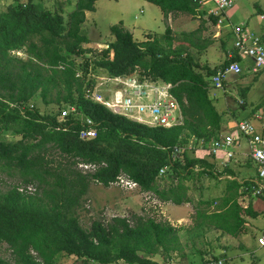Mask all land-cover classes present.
Segmentation results:
<instances>
[{"label": "trees", "instance_id": "trees-1", "mask_svg": "<svg viewBox=\"0 0 264 264\" xmlns=\"http://www.w3.org/2000/svg\"><path fill=\"white\" fill-rule=\"evenodd\" d=\"M96 1L76 0L66 16L62 15V7L50 11L32 0L10 3L0 11V135L9 132L18 137L13 142L0 140V171L16 170L22 185H35V190L40 189L44 195H30L28 187L18 185L0 192V245H7L14 264H55L61 255L74 257L82 264H157L152 257L159 251L169 256L182 250L179 232L185 228L151 217H138L132 223L125 217H114L107 223L94 221L86 230L76 210L91 183L108 187L125 175L159 202L181 206L191 203L185 183L195 175L212 179L221 176L214 173L213 163L197 157L195 150L210 149L220 137L222 115L209 97L207 79L240 58H229L231 48L227 49L223 41L224 61L213 68L201 66L189 51L174 47L170 27L161 37L146 34L145 41L137 42L122 21L110 27L113 40L106 49H85L83 45L89 39L81 27L85 12L94 11ZM144 1L157 6L163 16L204 15L194 0ZM209 19L215 26L216 18ZM182 36L199 50L208 44L197 45L186 34ZM60 65L65 67L60 69ZM90 67L111 76L131 75L137 70L142 77L170 83V93L182 116L181 125L147 127L86 99ZM78 70L83 72L80 78L76 77ZM240 90L244 96L248 89ZM37 95L47 108L45 113L32 101ZM68 106L89 118L92 126L71 115L60 117ZM90 128L95 129V137L81 139V131ZM48 148L67 156L69 165L51 169L52 160L41 153ZM175 148L182 150L174 153ZM77 165L84 172L77 170ZM163 168L166 170L160 176ZM223 172L229 177L234 175L230 168ZM163 180L167 184L161 186L158 182ZM257 181L263 190L256 197L264 200V181L258 175ZM248 184L229 180L220 201L201 202L207 208L217 204L212 212L196 211L193 226L185 229L187 236H201L203 228L231 237L244 234L246 218L264 214V209L257 212L250 202L241 205L240 199L248 195ZM207 260L217 258L209 256L200 264ZM0 264L10 263L0 257Z\"/></svg>", "mask_w": 264, "mask_h": 264}, {"label": "rangeland", "instance_id": "rangeland-1", "mask_svg": "<svg viewBox=\"0 0 264 264\" xmlns=\"http://www.w3.org/2000/svg\"><path fill=\"white\" fill-rule=\"evenodd\" d=\"M27 1L0 0V11L6 10L10 3L21 2L26 4ZM32 1L39 4L41 8L50 11H54V9L59 11L62 7L63 16L68 15L74 9L76 2V0ZM68 2L69 5H67ZM94 6V11L85 12V22L81 27L83 34L89 39V43L84 44L83 48L92 49L94 52L106 49V44L113 40L110 27L119 21H122L126 30L133 31L138 40H143L146 34H152L157 38L161 37L165 28L170 27L173 32L174 47H182L189 51L199 65L210 68L220 65L224 61L226 52L222 49L221 44L225 41L227 42V49L231 48L234 40L231 36V29L235 26L245 25L250 30H255L259 26L258 15L264 12V0H238L231 9L227 10L224 23L217 28L207 15L169 14L163 16L157 6L144 0H98ZM212 8V4H207L202 9L206 12ZM196 30L197 32L191 36L190 33ZM182 33L186 34L194 44L204 45L208 43L206 48L199 50L192 46L190 42L183 39ZM18 55L23 59L26 58L24 54L19 53ZM78 62H82V59H79ZM89 79L95 80L93 77H89ZM207 81L208 94L214 100V105L222 115L223 121L230 124L228 133L233 131L234 135L231 136L236 141L230 148L233 153V160L231 158L229 163L215 164L213 171L216 175L221 176L212 179L207 176L198 177L195 175L192 180L185 183L188 186L187 195L191 199V203L181 206L171 203L165 205L159 202L152 193L142 192L139 188L126 190L115 185V183L108 187L91 183L86 195L80 200V207L76 210L79 223L84 229L88 230L94 221L107 223L114 217H125L130 223L138 217H151L157 221H167L175 227H178L180 223V226L186 225L191 228L196 211L212 212L217 204L214 203L213 206L207 208L200 203L221 199L220 195H225L229 180L249 181L247 185L248 195L242 199L244 205L248 203L247 201L252 200V197H255L253 186L257 185V165L249 157L246 138L237 134V128L239 122L247 121L251 123L255 131L259 132L258 134L264 131V69L258 74L244 70L238 77H229L223 89H214L210 79ZM103 82L105 81L100 83ZM241 88L248 89L244 96H241ZM32 101L36 103L41 113L47 111V108L41 104L38 95ZM227 116L228 121H226ZM17 139L18 137L9 132L0 135V140L5 142H13ZM200 149L204 151H199L202 154L198 153L197 156H203L207 153V149L198 148L197 150ZM41 153L46 156L47 160H52L49 167L53 170H61L70 163L68 157L62 155L55 148H48L44 153ZM225 168L233 170V177H229L223 172ZM76 169L84 172L80 165H77ZM166 182L163 180L158 183L163 186L167 184ZM15 185L22 188L28 187V189L26 188L28 194L44 198L40 189L35 190V185H22V177L16 173V170L2 168L0 171V192H5ZM255 207L260 210L259 207ZM248 222L246 233L231 238L227 234L207 228H203L202 235L198 237H188L186 232H180L182 244L180 249L182 250L172 252L169 256H165L159 251V254L153 256L152 260L157 264H179L182 255H197L198 251L203 250L200 252L203 253L210 248L209 250L213 252L211 257L221 258L223 264H264V247L257 244V239L264 228V214L257 218H249ZM225 246L226 249L223 251ZM0 257L10 264H14V257L6 244L0 245ZM55 264H82V262L74 257L61 255ZM113 264L126 263L118 261Z\"/></svg>", "mask_w": 264, "mask_h": 264}, {"label": "built area", "instance_id": "built-area-1", "mask_svg": "<svg viewBox=\"0 0 264 264\" xmlns=\"http://www.w3.org/2000/svg\"><path fill=\"white\" fill-rule=\"evenodd\" d=\"M194 1L197 2L198 10L202 11L204 15H207L208 18H216L217 23L215 26L218 28L224 23L227 10L231 9L238 0ZM207 4H212L213 8L205 12L202 8ZM258 20L259 26L255 30H250L245 25L235 26L231 29V36L234 40L227 56L229 58L238 56L240 60L218 69L209 78L214 89H223L224 82L229 77H238L244 70L256 74L264 69V13L258 15ZM110 57H112V53ZM64 67L65 65H60L58 68L63 69ZM82 76L83 72L78 70L76 77L80 78ZM89 77H93L95 80L89 79ZM86 81H91V84L85 92V98L104 106L113 114L151 128H170L182 123L179 106L170 93L172 88L170 83L142 77L137 70L131 75L111 76L102 69L92 71L91 67L86 74ZM102 81L105 82L100 83ZM69 115L82 124L89 126L93 124L89 118L84 117L75 107L68 106L62 109L60 117L63 118ZM237 134L246 138L249 157L258 167L259 179L264 181V136L256 133L255 128L247 121L238 123ZM95 135V129L90 128L82 130L80 138L90 139ZM234 140L235 138L231 135L214 140L210 145L209 153L216 156L219 151H223L226 159L229 160L233 156L230 148ZM180 150L182 149L175 148L174 153H179ZM83 168L88 169L87 166H83ZM165 170L166 168L161 169L159 175L161 176ZM115 185L126 190L138 188L137 183L125 175H120ZM260 185L259 183L253 187L255 196L263 190V185ZM257 244L264 247V230L258 237ZM204 264H223V261L220 259L207 260Z\"/></svg>", "mask_w": 264, "mask_h": 264}, {"label": "crops", "instance_id": "crops-1", "mask_svg": "<svg viewBox=\"0 0 264 264\" xmlns=\"http://www.w3.org/2000/svg\"><path fill=\"white\" fill-rule=\"evenodd\" d=\"M87 13V12H86ZM131 34H132V36H133V38H134V40L135 41H137V42H140V41H145L146 40V37L143 39V40H138L135 36H134V32L133 31H130V30H128ZM225 84H226V81L224 82V86H225ZM208 93H209V91H208ZM210 97V96H209ZM213 100V99H212ZM213 104H214V100H213ZM251 114H253V112H251ZM252 116V115H251ZM255 116V115H254ZM226 121H228V116H227V120ZM230 127V124H228V123H225L224 121H223V118H222V122H221V129H220V132H219V134H220V137L219 138H224V137H227V136H229V135H234L233 134V131L231 132V133H228L230 130H228V128ZM256 132H257V130H256ZM257 133H259V132H257ZM260 135H263L264 136V131L263 132H261L260 133ZM236 141L234 140V142H233V144L235 143ZM201 148V147H200ZM209 148H210V146H209ZM198 149V148H197ZM196 149V152H195V154H196V156H197V154L199 153V151H204V150H197ZM203 149V148H202ZM224 153L225 152H223V151H220L218 154H217V156H213V155H210V153H209V149H207V153L205 154V155H203V156H197V157H199V158H206L208 161H210V163H213V165H214V169H215V164H217V165H221V164H224V163H229V160L231 159V160H233V156L229 159V160H227L226 159V156H224ZM199 154H202V153H199ZM220 154H223V155H220ZM220 155V156H219ZM213 156V158H211ZM222 158V159H221ZM234 162H236V161H234ZM257 175H258V167H257ZM257 175H256V178H257ZM258 181H256V183H257ZM258 184V183H257ZM227 186V185H226ZM254 187V186H253ZM262 193V192H261ZM253 195V194H252ZM221 197H223L224 196V194H222V195H220ZM254 196V195H253ZM244 197L245 196H243L240 200H241V205L242 206H246L249 202L251 203V205L253 206V208H254V210H256L257 212H261V211H263V209H264V200L263 199H261V198H258V197H252L253 199L252 200H250V201H247L248 203H245V205H244V202H242V199H244ZM253 200H255L254 202H251V201H253ZM163 204H165V203H163ZM165 205H167V204H165ZM255 206H257V207H259V209L260 210H258ZM248 219L249 218H246V223H245V233L247 232V229H248ZM181 222V221H180ZM181 224L179 223V225H178V227H182V228H185V229H190L188 226H186V225H184V226H180ZM177 227V226H176ZM184 229V230H185ZM264 229V228H263ZM263 229L261 230V232L263 231ZM186 231V230H185ZM185 231H181L182 233L184 232L185 233ZM180 233V232H179ZM229 238H231V236H228ZM179 239H180V235H179ZM180 244H181V242H180ZM182 245V244H181ZM221 248V247H220ZM210 249V248H209ZM207 250V251H205V252H203V253H200V252H202V251H198V254L197 255H194V254H187V255H182V257H181V261L179 262V264H200L202 261H204L205 259H207L209 256H211L212 254H213V252L211 251V250ZM222 249V248H221ZM226 249V246H225V248L224 249H222L223 251ZM217 258H219V257H217ZM221 259V258H220Z\"/></svg>", "mask_w": 264, "mask_h": 264}]
</instances>
